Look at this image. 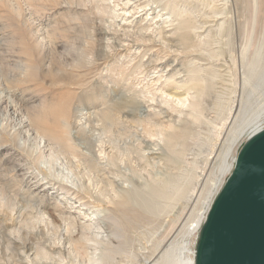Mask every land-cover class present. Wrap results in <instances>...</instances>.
<instances>
[{
	"label": "rangeland",
	"instance_id": "rangeland-1",
	"mask_svg": "<svg viewBox=\"0 0 264 264\" xmlns=\"http://www.w3.org/2000/svg\"><path fill=\"white\" fill-rule=\"evenodd\" d=\"M79 1L0 0V264L190 260L208 187L264 107L263 89L229 116L264 54V0H141L140 18Z\"/></svg>",
	"mask_w": 264,
	"mask_h": 264
},
{
	"label": "water",
	"instance_id": "water-1",
	"mask_svg": "<svg viewBox=\"0 0 264 264\" xmlns=\"http://www.w3.org/2000/svg\"><path fill=\"white\" fill-rule=\"evenodd\" d=\"M195 264H264V130L240 149L201 228Z\"/></svg>",
	"mask_w": 264,
	"mask_h": 264
},
{
	"label": "bare ground",
	"instance_id": "bare-ground-1",
	"mask_svg": "<svg viewBox=\"0 0 264 264\" xmlns=\"http://www.w3.org/2000/svg\"><path fill=\"white\" fill-rule=\"evenodd\" d=\"M81 1V0H80ZM79 1V3H80ZM93 1V0H92ZM106 1H109V0H106ZM141 0H125V2L123 3L122 1V7L120 10H122V12L120 13H117V9L115 8V17L119 18V17H125V16H128V15H134V14H137L135 15L136 18H140L141 16H138L140 13H143L145 10H148V4H140L138 5L137 3H140ZM89 4L91 3V0H88L87 1ZM132 2V3H131ZM255 3V1L253 2ZM117 5V4H116ZM91 6V5H90ZM118 6V5H117ZM256 6V5H255ZM257 7V6H256ZM113 10V11H114ZM135 10H140L138 12H134ZM139 13V14H138ZM143 15V14H142ZM158 17L155 16V18ZM154 18V19H155ZM124 20V19H123ZM135 21V20H134ZM219 23V22H218ZM182 27V25H181ZM219 30V29H218ZM166 37V36H165ZM170 39V38H169ZM172 40V39H171ZM107 41V40H106ZM256 71H257V77L256 79L254 80L252 77L249 78V81L252 80L253 81V85L252 86H248L249 88H245L244 89V94L242 95V97L240 98V100H237L236 102H232L230 108H229V116L231 117V119L233 118V120H236V119H241V121H243L244 119L247 118V115L250 113V108H248V104H249V100L251 97H253L255 94L258 93V91L260 90V92L264 89V54H262V56L257 60L256 64ZM170 77V76H169ZM193 77V75H192ZM184 82H186L184 80ZM204 89V88H203ZM259 92V93H260ZM188 96V95H187ZM166 98H170L172 99L174 102H176V104L180 105V107L182 106H186L187 107V103L190 102L189 99L191 98H188V97H185L183 96L182 94H180L179 92H175L173 95H165ZM164 97V98H165ZM193 98V97H192ZM196 98V97H195ZM2 100V99H1ZM194 100V98H193ZM166 101V100H165ZM165 103V102H164ZM170 102L168 101V105ZM172 103V102H171ZM174 104V103H173ZM175 104V105H176ZM188 105H190L193 109H196V104L195 103H189ZM177 106V105H176ZM185 108V107H184ZM171 110L174 111V106H173V109L170 108ZM169 110V111H171ZM161 111V110H160ZM179 111V110H178ZM177 112V111H176ZM197 112V110H196ZM169 113V112H168ZM261 113H264V107H261L260 111L259 112H253V113H250L252 117H249L243 127L241 128V132L243 134H245V140H244V143L243 145L246 143V141L248 139H250L251 137H253L254 135H256L257 133H259L260 131L264 130V119L262 120L260 117L261 116ZM174 114V113H173ZM180 114L182 115V113L179 112V116ZM243 116V117H239V116ZM24 118V117H23ZM22 118V119H23ZM118 118V117H117ZM172 119V118H171ZM174 120V119H172ZM23 123V122H22ZM62 126L63 128L65 129H68L69 125L68 123H66V121H62ZM79 123V122H78ZM81 123V122H80ZM165 124V123H164ZM173 124V123H172ZM79 125V124H78ZM23 127H26V125H24V123L22 124ZM161 125H159L160 127ZM166 126V125H165ZM170 128V125H168ZM2 128V127H1ZM30 128V127H29ZM162 128V127H161ZM159 130L160 132H165L167 133V131L165 129L167 128H162ZM171 129V128H170ZM5 133V132H4ZM32 134V133H31ZM160 134V133H159ZM6 135V134H5ZM161 135V134H160ZM162 137V136H161ZM160 137V139H161ZM33 138V137H32ZM35 138V137H34ZM162 141V139H161ZM48 143V142H47ZM151 144V143H150ZM70 145V144H69ZM45 151V150H44ZM158 152V151H157ZM151 155L155 154L154 152H150ZM55 155V154H54ZM238 155V154H237ZM237 155L235 158H233L232 162L230 165H228L227 167H225L223 165V167L219 170L221 174H223L225 171H228L229 172V175L231 174L234 166H235V162H236V158H237ZM50 156V155H49ZM100 156V155H99ZM106 157V155H104ZM104 157V158H105ZM102 158V157H101ZM152 158V157H151ZM49 159V158H48ZM43 160V159H42ZM41 160V161H42ZM46 163L48 164V160L46 161ZM49 165V164H48ZM50 166V165H49ZM25 169V168H24ZM41 175V174H40ZM228 175V177H229ZM227 177V178H228ZM227 178L223 181V182H219L218 184H215V185H210L208 187V190H207V193L205 195V200H206V204L204 206V211L203 213L201 214H198L196 219L194 220L193 222V225H192V231H197L199 234H200V231H201V228L204 224V221L206 219V216L208 214V211L214 201V199L216 198L217 194L220 192L221 188L223 187V185L225 184ZM47 183V182H46ZM45 183V184H46ZM150 189V195L149 196H160L162 193L160 192L159 189L153 187V186H149L148 187ZM140 194L136 193V194H131L130 196H127L125 195V201L127 202H131V201H136L138 202V205L140 207L141 210H143L144 212L148 211V210H151L152 209V197L150 198H144V197H141L140 198ZM63 200V199H62ZM91 200V199H90ZM70 211L66 212L65 214H69ZM41 215H46L45 217H47V215H49V217H52L53 218V215L52 214H49L48 212L46 213L45 211L41 214ZM36 216H37V213H36ZM85 216V219L86 221H91L94 219V214H90V215H84ZM97 216V215H96ZM58 218H61L59 216H57ZM67 217V216H66ZM43 219V218H42ZM53 219H51L52 221ZM84 220V219H83ZM85 221V220H84ZM47 223V222H46ZM96 229V228H95ZM97 236H99L101 238L102 236V233H101V230H97ZM96 232V231H95ZM71 240V239H70ZM32 250V249H31ZM194 258H195V252L193 253L192 257L190 260H186V261H181L180 263H176V261L173 262V259H168L167 260V263H171V264H195L194 262ZM175 259V258H174ZM152 262V261H151ZM151 262L147 263V264H151ZM153 263V262H152ZM91 264H97L95 262H91ZM153 264H156V263H153Z\"/></svg>",
	"mask_w": 264,
	"mask_h": 264
}]
</instances>
